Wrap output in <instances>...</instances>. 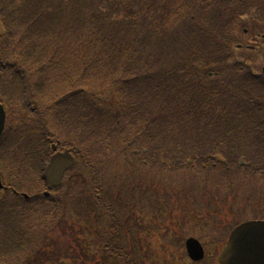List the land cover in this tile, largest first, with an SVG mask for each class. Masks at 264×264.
I'll use <instances>...</instances> for the list:
<instances>
[{
  "label": "rangeland",
  "instance_id": "1",
  "mask_svg": "<svg viewBox=\"0 0 264 264\" xmlns=\"http://www.w3.org/2000/svg\"><path fill=\"white\" fill-rule=\"evenodd\" d=\"M114 2L123 7L121 0H104L101 10L115 12ZM126 2L129 7L118 8L116 18L128 9L143 16V4ZM213 2L208 1L214 8L204 17L188 11L182 29L187 32L198 23L202 31L196 36L173 41L179 42L173 47L165 43L162 49L153 41L148 50L133 48L123 55L147 74H164L166 59L190 61L179 84L167 79L153 91L152 84L146 91L136 84L142 97L115 86L121 84L117 76L126 77L127 64L116 74L95 48L86 49L87 17L83 24L67 22L47 35H30L25 27L13 33L6 27L9 37L0 42V61L6 65L0 67V100L29 101L32 116L18 135L0 142V172L10 177L17 172L22 184L16 181V188L27 197L0 206V264H128L134 259L139 264H187L184 239L189 235L205 241V262L217 264L215 249L222 248L235 227L247 219L264 220V15L256 0ZM199 5L195 1L193 9ZM151 12L149 19L162 16L155 7ZM217 12L226 19L222 28ZM75 29L77 40L71 39ZM32 44L29 62L24 52ZM56 47L59 56L53 55ZM158 52L162 64L155 62ZM8 64L15 66L9 69ZM178 86V96H173ZM69 98L73 103H67ZM91 104L118 125L113 138L96 132L98 127L90 138L73 131L81 119L90 123ZM184 109L197 111V128L188 117L171 126L172 115ZM152 123L156 126L149 129ZM99 139L112 147L97 146ZM53 144L60 150L78 149L77 156L84 157L76 171L83 174L82 182L68 186L66 180L58 190L45 188L43 171ZM153 147L170 154L163 161L167 166L155 167L156 158L148 154ZM120 227L126 228L123 240ZM88 248L97 255L90 257Z\"/></svg>",
  "mask_w": 264,
  "mask_h": 264
},
{
  "label": "trees",
  "instance_id": "2",
  "mask_svg": "<svg viewBox=\"0 0 264 264\" xmlns=\"http://www.w3.org/2000/svg\"><path fill=\"white\" fill-rule=\"evenodd\" d=\"M103 1L104 0H20L19 4H17L16 0H0V20L4 24L9 26L12 29L13 33L14 31L19 29L23 30V28L25 27L26 31H28L30 35L33 34L37 36L38 34L47 35V31L55 30L57 27L60 28L61 25H63L64 23L66 24L67 22H77L79 24H83L81 20L87 17V27L89 29L87 33L89 44L86 49H88V47L89 50L95 48L97 56L102 54L103 57H105L106 63L108 65V70H113L116 72V74H121L125 64L128 65L124 73L126 77L123 78L121 77V75L117 76L118 81L121 82V84L117 83L115 86L119 90L121 89L122 92L125 91V93L129 96L136 94V97H142V93L144 92L136 91V84L141 85V87L145 91L150 88L151 84L153 85L152 91L156 88L162 89L165 85V80L167 79L172 80L173 78H175V84H179L181 82V78L185 77V74L183 73L184 68L187 66L190 67V64H188L190 61L188 60H186L185 65L183 63H172L170 60L166 59V63L168 64L166 65V68L162 70V73L164 74H147L145 72H139L141 69L140 66H135L128 59H122V57H124V54L126 55L125 57H127L128 52L133 48H143L145 50H148L153 41H155L156 44L155 48L158 49L160 47V49H162V46L165 45V43H168L169 46L173 47L179 43L173 41H180L188 36H196L198 32L202 31L201 24V27H199L198 23L195 24V26L190 27L187 32H183L182 29V26L186 24L187 21H189L188 11H200L201 16L204 17L206 16V14L211 13V9L214 8L213 5H210L211 0L210 3H208L209 0H193L192 3H190L188 0H135L137 1L138 6L141 7L143 4L144 9H146L145 13H143V16L139 17L137 15V12L133 13L131 12V9H128L124 11H128L129 13H124V11L122 12V18L120 17V14L117 18L115 17V15L117 14L118 8H121L122 11L123 9H127L129 7L126 2L127 0H121L123 7L122 5L120 6L117 2H114V4L117 6V11L115 10L114 12V10H112L111 13H106L101 10ZM131 1L133 2L134 0ZM195 1L200 2V5L193 9ZM215 1L216 0H214V2ZM256 1H258L256 5L257 8L264 15V0ZM249 4L250 3H248V5ZM248 5L245 4L244 7H247ZM154 7L162 11V13H159V15L162 16L156 18L155 20H152V18L149 19V17L154 14L153 12H151ZM15 9L17 10L14 11ZM23 10H25V13L20 12ZM17 11H19L17 13L18 15H15V12ZM192 16L193 15H191V17ZM214 16H216V18H219L216 23H218L222 28L223 24L226 23L224 15L221 12H217ZM193 19H195L194 16ZM209 24L212 26L211 23ZM76 29L81 30L80 27ZM76 29L71 35V39L77 40ZM122 43L123 45H121ZM35 45L32 44L28 48V50L24 52L27 56V60L28 58L30 59L28 60L29 62L34 59V56L32 57L31 54L33 53V51H35ZM44 51H46V48H43L40 52L38 51V55L42 54ZM36 53L37 52H35V54ZM60 53V49L56 47L53 55L55 56L56 54L57 56H59ZM155 54H157L155 56V62L157 64H162V55L159 52ZM91 61H93L92 64L94 63V65L99 64V62L95 59H92ZM0 65L2 66V62H0ZM8 65L9 66L6 68L9 69L15 66V64ZM86 67L88 66L86 65ZM169 72H173L174 74H168ZM12 74H15V72H13ZM116 74L111 75L113 78H115ZM262 82H264L263 79ZM179 87L180 86L172 89L173 96H178ZM130 101H132V104L135 105L134 99ZM67 103H73L72 98L67 99ZM90 109V113L92 116V119L90 118V123L87 122V125H85L83 123V120L81 119V121L75 123L77 127H75L73 131L81 132V136L84 137L87 133V138H90L91 136L95 135V130L98 127L96 132L100 133V131H104L107 135H109V137L113 138V134H117V131H114V129L117 130L119 128L116 122H112L108 117H106V115L98 110L101 108L96 106L95 104H91ZM133 109H136V105L133 107ZM179 112L180 114L178 115H172L173 125L171 126H173V128L177 125L178 122L180 124H183L186 117L192 119V124H194L197 128L196 119L198 120V114L195 109H184L183 112ZM254 113L255 115L259 114L258 112ZM116 116H118L119 120H117V122L120 123L119 115L117 114ZM202 117L204 118V116H202L201 114V117H199V123H202L200 119ZM94 119L98 120L99 122L95 124ZM154 126H156V124L152 123V126H150L149 129L153 128ZM171 126L166 130L170 131L169 129H171ZM148 133L149 132L143 135H148ZM96 145H102V147L104 145V149L112 147L108 141L104 140L102 143V139L97 140ZM102 147H100L99 149L102 150ZM148 151V154H152L153 157L156 158L153 161L155 167L163 168V166H167L163 161L170 154L168 155L167 151H165V148L153 147L152 149H148ZM104 152L107 151L104 150ZM75 153L80 154L78 152V149L75 150ZM193 157H197V154ZM82 159H84V157ZM175 159L178 158H173L172 160ZM235 159L232 160V162L235 161ZM85 165L87 166V161H85ZM93 165L94 163L89 165L90 170ZM250 166L253 165H248L247 167ZM253 167L257 168L258 166L255 165ZM242 168L243 170L247 171L245 169L246 167ZM83 178L84 177L81 172H76L69 179L68 186L72 182H82ZM120 229L121 231L118 234V238H121V240H123L125 238V234H123V231H125L126 228L120 227ZM118 246L116 245V247ZM116 247L114 246V248ZM125 261V264H127V260ZM128 264L139 263L134 259L132 260V262H128Z\"/></svg>",
  "mask_w": 264,
  "mask_h": 264
},
{
  "label": "water",
  "instance_id": "3",
  "mask_svg": "<svg viewBox=\"0 0 264 264\" xmlns=\"http://www.w3.org/2000/svg\"><path fill=\"white\" fill-rule=\"evenodd\" d=\"M4 124L5 113L0 108V137L4 130ZM74 164L75 160L68 152L53 156L46 171L50 187H59L62 183L63 173ZM188 246L189 254L193 259L200 260L203 257L201 247L198 251L193 250L192 252L191 248L195 244H192L191 241ZM218 260L219 264H264V222H248L237 227L230 235Z\"/></svg>",
  "mask_w": 264,
  "mask_h": 264
},
{
  "label": "bare ground",
  "instance_id": "4",
  "mask_svg": "<svg viewBox=\"0 0 264 264\" xmlns=\"http://www.w3.org/2000/svg\"><path fill=\"white\" fill-rule=\"evenodd\" d=\"M98 249H99V247H98ZM187 254V253H186ZM103 259V258H102Z\"/></svg>",
  "mask_w": 264,
  "mask_h": 264
}]
</instances>
